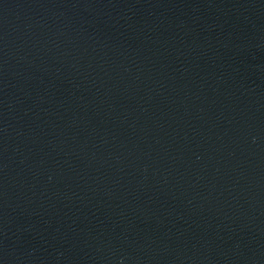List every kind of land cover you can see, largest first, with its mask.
<instances>
[{"label":"water","instance_id":"obj_1","mask_svg":"<svg viewBox=\"0 0 264 264\" xmlns=\"http://www.w3.org/2000/svg\"><path fill=\"white\" fill-rule=\"evenodd\" d=\"M0 264H252L134 0H0Z\"/></svg>","mask_w":264,"mask_h":264}]
</instances>
